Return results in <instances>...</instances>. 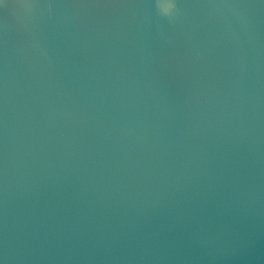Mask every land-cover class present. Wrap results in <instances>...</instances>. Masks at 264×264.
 I'll list each match as a JSON object with an SVG mask.
<instances>
[{
	"label": "water",
	"instance_id": "1",
	"mask_svg": "<svg viewBox=\"0 0 264 264\" xmlns=\"http://www.w3.org/2000/svg\"><path fill=\"white\" fill-rule=\"evenodd\" d=\"M0 264H264V0H0Z\"/></svg>",
	"mask_w": 264,
	"mask_h": 264
},
{
	"label": "clouds",
	"instance_id": "2",
	"mask_svg": "<svg viewBox=\"0 0 264 264\" xmlns=\"http://www.w3.org/2000/svg\"><path fill=\"white\" fill-rule=\"evenodd\" d=\"M161 8L163 14L167 15L170 13L171 9L174 7L172 4H167V5H159Z\"/></svg>",
	"mask_w": 264,
	"mask_h": 264
}]
</instances>
